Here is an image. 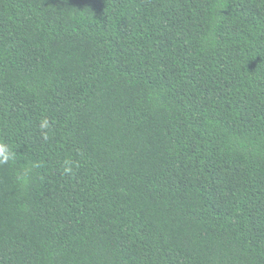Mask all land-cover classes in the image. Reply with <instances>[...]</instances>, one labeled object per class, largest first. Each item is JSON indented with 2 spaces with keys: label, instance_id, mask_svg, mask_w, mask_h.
I'll list each match as a JSON object with an SVG mask.
<instances>
[{
  "label": "trees",
  "instance_id": "obj_1",
  "mask_svg": "<svg viewBox=\"0 0 264 264\" xmlns=\"http://www.w3.org/2000/svg\"><path fill=\"white\" fill-rule=\"evenodd\" d=\"M0 141V264H264V0H0Z\"/></svg>",
  "mask_w": 264,
  "mask_h": 264
},
{
  "label": "clouds",
  "instance_id": "obj_2",
  "mask_svg": "<svg viewBox=\"0 0 264 264\" xmlns=\"http://www.w3.org/2000/svg\"><path fill=\"white\" fill-rule=\"evenodd\" d=\"M39 129L43 134V138L46 140L48 138V131L51 130L50 121L47 118H43L40 120L38 124ZM16 154L13 149L9 146V144L0 141V166L7 165L10 162H15ZM29 169H24L20 173V178H26L28 175ZM73 168L70 166L68 161H65L64 173L72 174Z\"/></svg>",
  "mask_w": 264,
  "mask_h": 264
}]
</instances>
